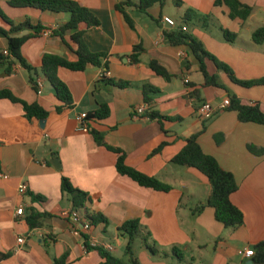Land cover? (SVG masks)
<instances>
[{"label":"crops","instance_id":"crops-1","mask_svg":"<svg viewBox=\"0 0 264 264\" xmlns=\"http://www.w3.org/2000/svg\"><path fill=\"white\" fill-rule=\"evenodd\" d=\"M8 1L0 0V7L15 26L29 22L45 30L59 28L69 20L68 14L13 8ZM72 1L87 8L100 22L95 28L81 25L78 31L84 32L88 51L107 56L109 76L101 80L102 69L92 66L83 72L59 69L58 78L68 87L73 107L56 113L60 104L40 74L42 57L53 54L76 61L73 32H67L62 39L39 34L22 46V56L37 70L39 92L31 88L29 74L18 64L11 67L9 74L0 69V90H9L27 104H37L49 113L45 122L28 121L19 104L0 101V252L12 254L0 264H53L66 253L69 264H102L99 254L88 252L84 239L72 234L70 222L63 215L73 206L68 197L62 196L63 177L90 196L85 206L88 215H101L107 220L106 224L92 226L85 235L89 245L110 246L112 250L107 253L124 264H131L125 255L128 239L118 229L129 221H138L141 226L133 243L138 264H244L253 259L240 256L238 251H255V246L264 242V155L247 150L248 145L264 150V125L240 123L236 113L227 111L203 121L197 111L203 104L219 109L225 99L236 96L243 105L258 104L264 113V86H237L206 60L208 73L216 74L223 88H202L200 65L190 49L170 45L164 32L185 27L184 33L201 43L217 62L228 66L238 80L260 81L264 79V44H254L251 36L264 28V0H238L252 8L246 21L230 19L228 8L214 6L216 0H182L181 8L175 7L173 0H165L147 14L131 9L134 29L115 10L117 0ZM187 10H192L198 19L182 25ZM163 17L172 19L176 28L163 24ZM0 28L9 27L0 19ZM222 30L236 34L235 42H226ZM32 34L34 31L27 27L12 37ZM7 47L6 38L0 34V53ZM135 47L144 52L139 64L132 65L129 56ZM151 61H157L173 75L172 81L152 72ZM108 81L126 82L129 87L118 88ZM146 85L158 90L151 95L153 103L146 105L147 110L173 121L136 113L145 105L142 89ZM194 91L199 92L198 98ZM100 105L109 107L110 116L92 122L91 128L104 135L107 145L124 154L128 167L170 186L168 193L142 188L120 176L115 169L118 156L98 147L88 132L80 131L76 118L93 113ZM204 123L206 130L198 138L202 151L230 172L238 186L230 200L242 212L244 224L234 230L217 222L211 208L192 214L209 196L208 180L193 168L171 163ZM163 144L162 150L154 154ZM21 184L28 187L25 195L18 192ZM32 196L43 201L34 202ZM21 207L25 214L20 217L16 212ZM29 209L48 215L40 228L30 229L27 225ZM20 238L25 239L21 245ZM145 242H152L164 256L151 255Z\"/></svg>","mask_w":264,"mask_h":264},{"label":"trees","instance_id":"trees-1","mask_svg":"<svg viewBox=\"0 0 264 264\" xmlns=\"http://www.w3.org/2000/svg\"><path fill=\"white\" fill-rule=\"evenodd\" d=\"M165 0H117L115 10L119 12L126 24L134 29V22L129 15L131 9H135L140 13L147 14L148 11L156 4L163 5ZM174 6L181 8L183 6L182 0H173ZM13 8H31L41 12L52 13H64L69 15L68 22L59 27L53 36L63 38L67 32H73L71 37L72 42L77 46L75 51L76 61L69 62L64 58L53 55L45 54L42 57L40 74L44 79L48 81L53 89L54 95L59 102V106L56 107V113L61 114L65 110L73 107V100L70 91L66 84H64L58 78V70L66 69L71 72H83L88 67H97L102 69L104 73L108 72L107 56L105 54H94L88 51L84 42V32L78 31L81 25H85L88 28H95L100 25L98 18L91 13L87 8L80 6L78 3L72 0H9L7 3ZM214 6H225L229 10L230 19H239L246 21L251 13L252 8L242 4L238 0H216ZM0 19L9 27L8 30L0 28V34H2L7 40V51L10 56H5L0 53V69H5L6 73L11 72V67L18 64L29 74V84L31 88L39 92L40 88L37 83V70L32 67L21 54L22 46L29 40L38 36L42 30V27H32L29 22L22 25L15 26L3 13L0 7ZM198 19L192 10H187L182 17V25H186L188 22ZM30 28L34 31L32 35H24L19 38L12 37L25 28ZM224 40L228 43H234L237 39V35L229 31L222 30ZM165 39L174 47L187 46L193 57L198 61L200 65V73L203 76L204 83L202 88H223L219 82L216 74H209L205 65L206 60L211 61L217 71L223 72L228 79L235 85L242 88L250 89L255 86H264V79L260 81H240L235 76L233 71L226 65L217 62L210 54H208L201 43L193 39L191 36L185 34L181 29L179 31L164 32ZM252 42L256 45L264 44V28L257 29L251 36ZM144 50L141 47H135L132 54L129 56L130 63L137 65L140 62V57ZM149 69L157 76L163 78L165 81L170 82L174 78L164 67H162L157 61H151L149 63ZM104 74L101 80H106ZM110 82V81H108ZM118 88H127L129 84L126 82L112 83ZM158 93V90L151 86H143V102L150 107L153 103L151 97L152 94ZM194 96L199 97V92L194 91ZM230 106L224 111L234 112L237 114L238 121L240 123H254L258 125H264V113L261 111L258 104L243 105L236 96L229 97ZM0 101H8L13 104H19L22 107L24 118L28 121L32 119L46 120L49 113L37 104H27L21 99L15 97L9 90H0ZM144 115L149 119L167 120L173 121L171 118H163L157 112L152 109L147 110ZM110 116V109L107 105H100L96 111L88 114L84 117V125L88 128V133L92 136L95 144L104 148L110 153L116 154L117 161L115 165L116 172L122 176L130 179L138 186L146 189H150L157 192L168 193L171 187L163 184L154 177L147 176L141 172L128 167L125 164L124 154L109 145L104 140V135L91 128L92 122L104 121ZM205 123L202 125L200 131L191 137H189L183 149L171 160V163L181 167H189L197 170L204 175L210 185V193L204 204L198 205L192 210L193 215L200 214L205 208H211L214 210V218L217 222L221 223L226 229L234 230L244 224V216L242 212L231 203V196L238 190V186L234 179V176L221 168L219 163L212 156L206 155L198 143V138L205 132ZM1 146V143H0ZM165 146L163 144L159 147L155 153H159ZM247 150L254 155H264L263 149H258L255 146L248 145ZM0 163V172H1ZM61 193L62 196H66L72 203V210H78L80 212L85 211L83 214L88 220L91 226H96L99 223H107V220L101 215L90 216L85 210L87 203L91 201L90 196L78 189H75L69 179L63 177L61 181ZM33 198V196H32ZM34 202H42L40 198H33ZM29 215L26 219L27 225L30 229H37L42 226V220L47 218L48 215L39 213L33 209H29ZM118 232L124 234L127 239V246L125 249V255L129 257L131 264H138L133 252V243L141 232V226L138 221H129L123 224ZM150 236V234H147ZM84 246L86 250L96 251L102 259V264H124L122 261L116 260L111 257L103 248L98 246H90L88 238L83 237ZM145 241H148L146 238ZM147 242H145L146 244ZM149 253L153 256H164L151 242L146 244ZM176 250L174 249V252ZM12 256L11 253L0 252V262L9 259ZM179 259H182L181 254H177ZM259 263L264 264V242L258 243L255 246V256L253 257ZM53 264H69L68 254H64L61 258L55 260Z\"/></svg>","mask_w":264,"mask_h":264},{"label":"built area","instance_id":"built-area-1","mask_svg":"<svg viewBox=\"0 0 264 264\" xmlns=\"http://www.w3.org/2000/svg\"><path fill=\"white\" fill-rule=\"evenodd\" d=\"M161 22L163 24H165L166 26L170 27V28H176V23L167 17H163ZM58 28H47L45 30H41L40 32V36L44 37V38H48L51 37L53 35V33L57 30ZM186 28L182 27L181 31L186 32ZM3 54L5 56H10L9 52L7 50H5L3 52ZM104 74V76H106L108 78L109 73L106 72L104 73L102 71V75ZM38 83V82H37ZM185 85H188V80H184ZM39 88H41V84L38 83ZM230 106V99L227 98L223 101L222 105L219 107V109H214L212 108L210 105L208 104H203L198 108L197 114L200 117V119H202L203 121H207L210 120L212 118H214L218 113L224 111L226 108H228ZM147 107L146 105H143L141 107H139L136 110V113L139 115H144V113L146 112ZM78 124L80 125V131L82 132H88V128L84 125V117L82 116H78L76 118ZM27 185L26 184H21L18 187V192L21 195H25L27 192ZM17 216H24L25 214V208L21 207L17 210L16 212ZM64 217L66 219L69 220L70 222V230L72 232V234L78 238H82L91 230L92 226L90 225V223L88 222V220L85 218L84 214L78 210H71L69 212H67L66 214H63ZM24 238H20L18 239V244H23L24 243ZM103 248L106 252L107 251H111L112 248L110 246H103L101 247ZM238 254L242 257H254L255 256V251L253 249H244V250H240L238 251Z\"/></svg>","mask_w":264,"mask_h":264},{"label":"water","instance_id":"water-1","mask_svg":"<svg viewBox=\"0 0 264 264\" xmlns=\"http://www.w3.org/2000/svg\"><path fill=\"white\" fill-rule=\"evenodd\" d=\"M41 122H45V120H42ZM244 264H263V263H259L254 259H250V260L246 261Z\"/></svg>","mask_w":264,"mask_h":264},{"label":"rangeland","instance_id":"rangeland-1","mask_svg":"<svg viewBox=\"0 0 264 264\" xmlns=\"http://www.w3.org/2000/svg\"><path fill=\"white\" fill-rule=\"evenodd\" d=\"M125 258V257H124Z\"/></svg>","mask_w":264,"mask_h":264}]
</instances>
